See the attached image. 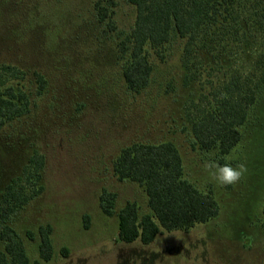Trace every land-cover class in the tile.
<instances>
[{
	"label": "rangeland",
	"instance_id": "obj_1",
	"mask_svg": "<svg viewBox=\"0 0 264 264\" xmlns=\"http://www.w3.org/2000/svg\"><path fill=\"white\" fill-rule=\"evenodd\" d=\"M96 1L0 0V65L24 69L33 83L30 112L0 129V191L21 175L31 155L45 157L43 191L10 217L29 264H264V0H241V31L229 39L207 36L195 45L198 78L189 83L184 39L173 36L164 60L150 52L151 82L141 92L127 87L117 48L131 31L136 8L116 0L111 29L110 18L99 22ZM37 72L46 78L41 94ZM230 77L255 87L257 100L240 142L223 156V164L244 163L248 171L237 184L221 187L203 169L205 160L221 156L199 148L191 118L201 94ZM166 140L178 146L186 177L214 190L220 214L189 231L163 229L149 244L123 242L119 210L129 201L140 215L150 209L143 187L119 180L114 161L133 142ZM103 188L116 194L112 216L100 206ZM47 224L53 255L41 260L39 228Z\"/></svg>",
	"mask_w": 264,
	"mask_h": 264
},
{
	"label": "trees",
	"instance_id": "obj_2",
	"mask_svg": "<svg viewBox=\"0 0 264 264\" xmlns=\"http://www.w3.org/2000/svg\"><path fill=\"white\" fill-rule=\"evenodd\" d=\"M136 8L131 31L117 43L119 58L124 61L123 78L129 89L141 92L151 82L150 52L164 60L173 36L184 39L182 64L186 68L185 83L197 79L193 51L206 37L229 39L238 27L241 0H127ZM116 0H97L94 4L99 22L108 18L111 29L115 24L110 8ZM257 12V11H256ZM261 28L263 22L255 21ZM37 94L46 86V78L35 73ZM239 77L202 93L192 113V133L199 148L216 149L221 156L229 154L242 138L249 108L257 100L256 89ZM31 79L27 72L10 64L0 65V129L28 114L32 106ZM196 104V103H195ZM45 157L35 152L23 166L21 175L12 178L0 191V264H29L23 240L10 217L24 208L30 198L43 189ZM119 180H131L141 185L147 195L150 212L140 215L135 201L127 202L118 212V234L123 242L139 240L149 244L163 229L189 231L198 223H207L220 214V204L212 188L201 189L185 175L184 160L178 146L171 140L133 142L122 148L114 161ZM34 185L32 192L26 185ZM116 194L102 189L100 206L109 216L115 212ZM87 218V216H86ZM264 235V205L260 219ZM39 253L41 260L53 255L52 226H40ZM29 239L34 234L27 231ZM33 264H40L35 260Z\"/></svg>",
	"mask_w": 264,
	"mask_h": 264
},
{
	"label": "clouds",
	"instance_id": "obj_3",
	"mask_svg": "<svg viewBox=\"0 0 264 264\" xmlns=\"http://www.w3.org/2000/svg\"><path fill=\"white\" fill-rule=\"evenodd\" d=\"M203 169L218 186H228L237 184L247 173L246 164L240 163L233 167L231 163L220 164L214 158L204 161Z\"/></svg>",
	"mask_w": 264,
	"mask_h": 264
}]
</instances>
